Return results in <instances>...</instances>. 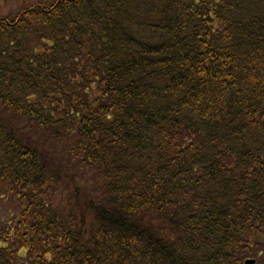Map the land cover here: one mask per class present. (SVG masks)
<instances>
[{
	"label": "trees",
	"instance_id": "1",
	"mask_svg": "<svg viewBox=\"0 0 264 264\" xmlns=\"http://www.w3.org/2000/svg\"><path fill=\"white\" fill-rule=\"evenodd\" d=\"M0 203V264L264 262V0L0 14Z\"/></svg>",
	"mask_w": 264,
	"mask_h": 264
},
{
	"label": "rangeland",
	"instance_id": "2",
	"mask_svg": "<svg viewBox=\"0 0 264 264\" xmlns=\"http://www.w3.org/2000/svg\"><path fill=\"white\" fill-rule=\"evenodd\" d=\"M37 1L48 2L50 0H0V14H7L19 10L23 6ZM8 217V206L6 203H0V221ZM255 264H264L257 262Z\"/></svg>",
	"mask_w": 264,
	"mask_h": 264
},
{
	"label": "water",
	"instance_id": "3",
	"mask_svg": "<svg viewBox=\"0 0 264 264\" xmlns=\"http://www.w3.org/2000/svg\"><path fill=\"white\" fill-rule=\"evenodd\" d=\"M255 260L254 259H246L244 261V264H254Z\"/></svg>",
	"mask_w": 264,
	"mask_h": 264
}]
</instances>
